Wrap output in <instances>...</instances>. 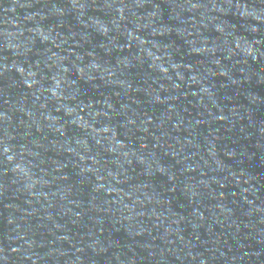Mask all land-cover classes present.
Instances as JSON below:
<instances>
[{
    "label": "water",
    "instance_id": "95a60500",
    "mask_svg": "<svg viewBox=\"0 0 264 264\" xmlns=\"http://www.w3.org/2000/svg\"><path fill=\"white\" fill-rule=\"evenodd\" d=\"M0 264H264V0H0Z\"/></svg>",
    "mask_w": 264,
    "mask_h": 264
}]
</instances>
